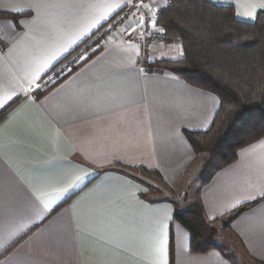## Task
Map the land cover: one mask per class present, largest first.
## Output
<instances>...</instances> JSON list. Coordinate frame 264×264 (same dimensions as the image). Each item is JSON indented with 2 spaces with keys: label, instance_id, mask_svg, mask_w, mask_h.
Listing matches in <instances>:
<instances>
[{
  "label": "crops",
  "instance_id": "crops-1",
  "mask_svg": "<svg viewBox=\"0 0 264 264\" xmlns=\"http://www.w3.org/2000/svg\"><path fill=\"white\" fill-rule=\"evenodd\" d=\"M209 1L234 6L245 21L264 11V0ZM116 3L126 0H0L12 15L0 18V98L13 94L0 108V264H156L164 241L167 264H235L238 248L264 264V137L201 184L204 155L184 131L209 129L220 100L143 64L180 58L181 45L154 41L146 54L125 41L127 25L50 90L30 87L38 70L37 85L125 8L112 10ZM139 167L158 170L174 194ZM76 176L80 186L47 210L39 197L55 200ZM194 201L220 219L219 247L206 253L191 251L174 218Z\"/></svg>",
  "mask_w": 264,
  "mask_h": 264
},
{
  "label": "trees",
  "instance_id": "trees-1",
  "mask_svg": "<svg viewBox=\"0 0 264 264\" xmlns=\"http://www.w3.org/2000/svg\"><path fill=\"white\" fill-rule=\"evenodd\" d=\"M9 16L0 11V18ZM158 23L169 39L182 40L183 56L144 61L145 68L171 71L220 100L209 129L184 131L194 151L204 155L200 182L206 184L237 159L241 148L264 137V11L254 21H245L237 18L231 5L172 0ZM136 169L174 194L158 170ZM257 201L241 205L223 220V226L228 227ZM174 218L188 230L192 252L206 253L219 247L220 219H210L201 201L176 211Z\"/></svg>",
  "mask_w": 264,
  "mask_h": 264
},
{
  "label": "built area",
  "instance_id": "built-area-1",
  "mask_svg": "<svg viewBox=\"0 0 264 264\" xmlns=\"http://www.w3.org/2000/svg\"><path fill=\"white\" fill-rule=\"evenodd\" d=\"M147 1L149 0H143V3ZM171 1L172 0H166L165 3L153 8L156 9L155 18L157 23L155 28L151 26V12L148 9L139 7L141 0L130 2L122 11L101 27L88 41L78 47L69 57L45 75L39 82L37 90L39 92H45L56 86L74 69L81 65L91 54L105 46L107 38L110 35L121 31L123 28H126L127 25H130V28L123 33L125 41L140 43L146 54L150 51L152 42L154 41L176 43L182 46L181 39H169L164 29L158 23L163 11L166 9L165 4L169 5ZM141 17H144L143 25L137 23ZM160 29H163V31H160Z\"/></svg>",
  "mask_w": 264,
  "mask_h": 264
},
{
  "label": "snow or ice",
  "instance_id": "snow-or-ice-1",
  "mask_svg": "<svg viewBox=\"0 0 264 264\" xmlns=\"http://www.w3.org/2000/svg\"><path fill=\"white\" fill-rule=\"evenodd\" d=\"M130 3V0H126V4L125 5H121L119 3H116L114 5H111L109 6L112 10H115V9H120L122 8L123 6H127V4ZM168 5L165 4V7H167ZM139 7H143L145 9H148L150 12H151V17H150V20H151V26L152 28H155L156 27V9H153L151 8L148 4L146 3H143V0H141V4L139 5ZM260 7L261 8H264V3L260 4ZM15 11H23V9H15ZM245 15L249 16V17H254L255 13L254 11H249L247 13H245ZM107 14H105L103 18H106ZM99 21H95L93 23V27L96 26V24H98ZM139 25H143L144 23V17H141L140 20L137 22ZM87 30H84L83 32H81L80 34H78L77 36H75L71 43H75L76 40L82 38V35L86 33ZM160 31H163V29H160ZM178 49H179V46H177ZM64 51H67L68 50V47L67 45L64 46ZM182 54V53H181ZM56 57L55 55L49 59V60H46L43 62V68H47L51 65V62L52 60H54ZM42 70V69H41ZM39 78V70L37 71V73L32 77L31 81H30V87L31 85H36V87H39V85L36 84V81L38 80ZM13 100V94H9V95H6L4 96L3 98H0V108H4L5 105H7L9 103V101H12ZM84 180V176H76L66 187H63V188H59L56 190V199L55 200H45L44 197H39V199H41V202L44 204V207L51 211L52 209V206L53 204L56 202V200H59L61 198H63V196L67 193H69L71 190L75 189V188H78L80 186V183ZM50 195V194H49ZM260 195L264 196V192H261ZM250 198H255V197H250ZM234 207L236 205H233ZM166 241L162 242L161 243V246H160V258L159 260L156 262V264H167V259H166V256H165V248H164V243Z\"/></svg>",
  "mask_w": 264,
  "mask_h": 264
},
{
  "label": "rangeland",
  "instance_id": "rangeland-1",
  "mask_svg": "<svg viewBox=\"0 0 264 264\" xmlns=\"http://www.w3.org/2000/svg\"><path fill=\"white\" fill-rule=\"evenodd\" d=\"M182 46H183V42H182ZM167 194L170 195L171 193L167 191ZM235 254L234 255L233 253L231 254L232 260L233 262L235 261V264H257L255 262H250L251 260L247 258L243 252H241L240 248L237 249V253L235 251Z\"/></svg>",
  "mask_w": 264,
  "mask_h": 264
}]
</instances>
